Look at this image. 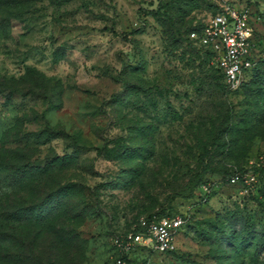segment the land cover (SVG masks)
Here are the masks:
<instances>
[{
	"label": "rangeland",
	"instance_id": "374dc122",
	"mask_svg": "<svg viewBox=\"0 0 264 264\" xmlns=\"http://www.w3.org/2000/svg\"><path fill=\"white\" fill-rule=\"evenodd\" d=\"M226 6L261 60L237 89L187 38ZM40 204L81 264L159 213L185 217L176 248L121 264H264V0H0V219Z\"/></svg>",
	"mask_w": 264,
	"mask_h": 264
},
{
	"label": "built area",
	"instance_id": "2783aa9c",
	"mask_svg": "<svg viewBox=\"0 0 264 264\" xmlns=\"http://www.w3.org/2000/svg\"><path fill=\"white\" fill-rule=\"evenodd\" d=\"M188 37L201 52L209 55L210 62L222 73L228 88L237 89L250 78L258 62V58H254L257 42L252 16L245 9L226 6L198 28L191 29ZM255 178V173L240 170L228 175L232 184L243 180L253 183ZM184 224L182 214L153 215L143 221L141 227L115 237L114 242L118 251L127 256L139 248L171 251L176 248L177 237ZM116 261L121 264L124 257L118 254Z\"/></svg>",
	"mask_w": 264,
	"mask_h": 264
},
{
	"label": "trees",
	"instance_id": "16d2710c",
	"mask_svg": "<svg viewBox=\"0 0 264 264\" xmlns=\"http://www.w3.org/2000/svg\"><path fill=\"white\" fill-rule=\"evenodd\" d=\"M201 24L195 23L187 30V38L192 43L188 32L198 28ZM193 44L197 47L195 43ZM197 49L200 51L198 47ZM204 54L209 58L208 54ZM260 61L258 59V62ZM258 62L253 67L247 81L253 78ZM211 65L223 80L219 69L213 63ZM238 170L244 171L243 169ZM233 171L231 170L230 173ZM183 196L189 195L186 193ZM22 211L24 216L0 219V264H81V257L76 258V253L78 249H82V240L75 225L68 219L63 220L64 214L56 212L53 208L44 211V204H40L34 212L35 215L30 217L25 212L29 213L32 210ZM165 214L172 215L169 213L155 215Z\"/></svg>",
	"mask_w": 264,
	"mask_h": 264
}]
</instances>
